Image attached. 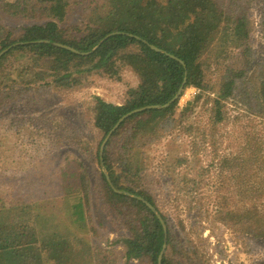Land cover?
I'll use <instances>...</instances> for the list:
<instances>
[{
  "label": "trees",
  "instance_id": "1",
  "mask_svg": "<svg viewBox=\"0 0 264 264\" xmlns=\"http://www.w3.org/2000/svg\"><path fill=\"white\" fill-rule=\"evenodd\" d=\"M77 2L0 0L2 11L12 18L43 20L27 25L17 37L0 24V53L9 49L0 57V67L12 57L20 62L24 60L19 65L18 82L22 87L35 89L39 86L61 89L82 86L87 73L117 80L121 66L134 71L138 85L128 90L124 104L114 105L100 97L95 98L91 121L102 134L95 158L104 188L103 199L120 220L124 219L130 232L125 242L126 259L158 264L166 239L163 225L142 201L135 198L142 197L159 209L153 193L142 187L149 173L156 174L147 164L150 157L145 152L167 131L184 129L181 127L183 120L193 110L192 105L198 98L185 107L179 120L172 116L180 99L166 108L163 106L175 97L185 79V89L194 87L206 91L209 83L207 71L213 64L219 65L217 58L226 54L231 46L240 50L246 65L252 62L248 16L236 14L216 0H83L86 12L90 10L88 22L83 26L62 28L60 24ZM252 63L249 68L262 66L257 60ZM245 75L244 67H229L225 72L221 87L212 100L214 124L226 122L223 103L235 97L237 82ZM254 96L257 105L264 110V74L258 96ZM241 102L250 109L255 105L251 98ZM149 106L159 108L133 114L123 121L108 141L101 158V143L120 119L133 110ZM185 132L194 133V128L187 127ZM119 138H124L123 144L114 153L112 147ZM76 142L82 144L84 140L80 137ZM83 144L88 146L86 142ZM257 150L258 153L253 151L245 157L241 166L235 165L241 157L225 156L222 159L215 172L222 187L208 205L211 210L206 212L214 211L217 222L238 233L264 239V183L262 186L257 184L264 176V150ZM182 161L180 159L179 163ZM104 169L118 192L109 185ZM211 176L209 178H213ZM87 177L85 172L73 170L65 172L63 178L66 195L72 194V199L77 201L72 206L73 214L82 223L86 221ZM238 178L242 179L237 186L238 192H231L225 184ZM206 186H210L208 192L211 195L216 194L215 184L210 182ZM83 191L82 196L77 193ZM239 196L241 199L236 202ZM32 207L22 204L1 211L0 264H116L114 251L94 248L84 240H79L81 249L78 251L70 249L72 246L66 235L44 234V218H40L41 214L35 213ZM132 210H135L136 217L130 215ZM161 215L167 226V249L162 264H187L182 261L186 255L179 248L184 249V244L190 248L188 235L185 234V241H181L167 217ZM200 264L208 263L201 261Z\"/></svg>",
  "mask_w": 264,
  "mask_h": 264
},
{
  "label": "rangeland",
  "instance_id": "2",
  "mask_svg": "<svg viewBox=\"0 0 264 264\" xmlns=\"http://www.w3.org/2000/svg\"><path fill=\"white\" fill-rule=\"evenodd\" d=\"M216 1L236 14L248 16L252 62L257 60L262 66L249 68L253 63L246 65L240 50L231 46L226 54L217 58L219 65L213 64L207 71L206 91L194 87L184 89L172 117L181 119L185 107L198 98L197 103L183 120V130L167 131L145 152L150 157L147 164L156 174L149 173L142 187L153 193L159 209L155 208L167 217L181 241L188 235L190 248L186 244L184 249L179 248L186 255L182 257L184 263L264 264V239L238 233L217 222L214 211L206 212L211 210L208 205L222 187L215 174L222 159L241 157L235 164L241 166L253 151L264 150V110L257 105L254 96H258L264 74V0ZM76 4L60 24L62 28L83 26L88 22L90 10L86 12L83 0ZM2 10L0 5V24L13 37L19 36L27 25L43 21L15 19ZM20 61L12 57L0 67V213L30 204L32 210L44 218L43 233L66 235L70 249L80 251L79 240H84L94 248L114 251L116 264H144L126 259L125 242L130 232L124 219L120 220L103 199L104 188L95 158L102 134L91 121L95 98L114 105L124 104L128 90L138 85L136 74L130 67L121 66L117 80L87 73L82 86L35 89L19 84V65L24 60ZM229 67H244L246 75L237 82L235 97L223 103L226 122L214 124L212 100ZM246 98L255 103L251 109L241 102ZM187 127L194 128V133L185 132ZM80 137L88 146L76 142ZM124 138L113 144L114 153L121 148ZM73 170L88 176L85 223L77 221L73 214L72 206L77 201L72 199V194L66 195L63 183L64 173ZM210 174L213 178H209ZM241 180H228L225 186L237 193ZM210 182L216 185L215 195H211L210 186H206ZM263 183L264 176L257 184L262 186ZM77 193L84 195V191ZM236 199L237 202L241 197ZM130 215L136 217L135 210ZM177 257L181 259L180 254Z\"/></svg>",
  "mask_w": 264,
  "mask_h": 264
},
{
  "label": "water",
  "instance_id": "3",
  "mask_svg": "<svg viewBox=\"0 0 264 264\" xmlns=\"http://www.w3.org/2000/svg\"><path fill=\"white\" fill-rule=\"evenodd\" d=\"M57 45L60 46V47L68 48V49H70V50L76 52L74 49H72V48H70V47H68V46L61 45V44H57ZM151 47H152L153 50L160 52V50L157 49L156 47H154V46H151ZM8 50H9V49H6V50L2 51V52L0 53V57H1L2 55H4ZM185 85H186V79L184 80L183 85L180 87V89L178 90V92H177V94L175 95V97H174L169 103H167L165 106H163V108H166V107L170 106L171 104H173L174 102H176L178 99H180L182 93L184 92ZM153 108L157 109V108H159V106H149V107H144V108L136 109V110H133L132 112L126 114L125 116H123V117L120 119V121L114 126V128H113V129H112V130H111V131L105 136V138H104V140H103V142H102V144H101V147H100V157H101V158L103 157V153H104V150H105V147H106L108 141L110 140V138L112 137L113 133L119 128L120 124H121L123 121H125L126 119H128V118H129L130 116H132L133 114H136V113H139V112H142V111H145V110L153 109ZM104 173H105V175H106V179H107L109 185H110V186H111L116 192H118V191L115 189V187L113 186V184H112V182H111V179H110V177H109L107 171H105V169H104ZM135 198H137V199H139L140 201H142V202H143V203H144V204H145V205H146V206H147V207H148V208H149V209H150V210H151V211L157 216V218L160 220V222H161L162 225H163V228H164V231H165V237H166V239H167V226H166V223H165V221H164L162 215H161L160 213H158L157 209H156L153 205H151L148 201L144 200L142 197H135ZM166 239H165V243H164V245H163L162 251H161V253H160V255H159V258H158V264H162V259H163V256H164V253H165V250L167 249Z\"/></svg>",
  "mask_w": 264,
  "mask_h": 264
}]
</instances>
